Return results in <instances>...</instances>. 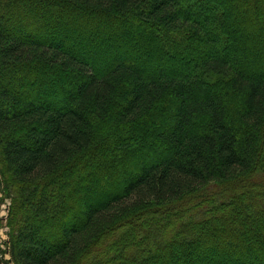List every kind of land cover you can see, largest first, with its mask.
Instances as JSON below:
<instances>
[{
  "label": "trees",
  "instance_id": "16d2710c",
  "mask_svg": "<svg viewBox=\"0 0 264 264\" xmlns=\"http://www.w3.org/2000/svg\"><path fill=\"white\" fill-rule=\"evenodd\" d=\"M9 264H264V0H0Z\"/></svg>",
  "mask_w": 264,
  "mask_h": 264
},
{
  "label": "rangeland",
  "instance_id": "374dc122",
  "mask_svg": "<svg viewBox=\"0 0 264 264\" xmlns=\"http://www.w3.org/2000/svg\"><path fill=\"white\" fill-rule=\"evenodd\" d=\"M2 191H0V196H2ZM10 210V200L8 198H5L0 203V249L5 251V254L3 256V260H10L11 256L8 253V240H9V228L6 225V219L8 216ZM1 257V253H0ZM1 264H6L5 262H1ZM13 264V263H9Z\"/></svg>",
  "mask_w": 264,
  "mask_h": 264
}]
</instances>
